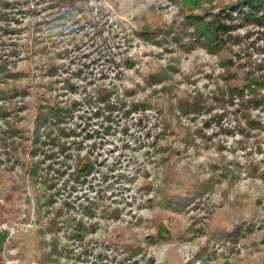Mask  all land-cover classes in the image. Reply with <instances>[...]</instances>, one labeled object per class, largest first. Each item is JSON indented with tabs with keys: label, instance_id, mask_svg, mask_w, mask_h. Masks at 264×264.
Wrapping results in <instances>:
<instances>
[{
	"label": "rangeland",
	"instance_id": "374dc122",
	"mask_svg": "<svg viewBox=\"0 0 264 264\" xmlns=\"http://www.w3.org/2000/svg\"><path fill=\"white\" fill-rule=\"evenodd\" d=\"M10 1L15 9L10 3L5 8L0 4V62L8 59L21 68L26 65L22 62L25 50L8 56L16 48L7 45L25 44L28 35L35 34L23 31L27 23H41L47 14L26 15L28 0ZM233 15L239 23L234 39L219 55L194 44L195 28L188 26L180 8L169 0H88L84 13L75 12L74 18L51 32L37 33H60L52 37L56 51L62 53L57 62L64 65L73 87L62 99L79 102L75 115L90 116L85 95L119 84V79L142 82L141 75L157 74L165 78L166 95L161 94L159 100L165 115L172 118L175 134L163 136L162 118L156 112L118 117L106 134L101 129L94 132L100 125L95 120H89L86 127L82 124L77 130L81 136L69 140L75 139L81 146L67 145L83 149L82 156L90 151L95 170L87 180L75 183L70 179L71 168L65 166V176L55 179V189L69 181L56 197L55 207L67 203L56 235L46 232L50 223L38 186H30L23 168L7 159L0 146V264H264V105L246 112L242 105L252 98L246 91L244 100L236 97L228 106L229 113L225 107L226 114L220 118L224 110L214 103L226 87L225 61L242 71L255 68L264 72V24H244V19L253 16ZM6 26L21 31L6 34ZM142 30L155 36L144 40L139 36ZM127 58L134 60L133 69L123 65ZM255 93L264 96V87ZM199 95L210 109L184 114L177 108L179 101ZM246 113L258 127H249ZM76 123L80 122L70 125L77 128ZM89 135L93 139H87ZM161 146L167 147L166 168L156 153ZM218 163L235 170L234 180L215 183L211 190L206 186L203 196L182 213H160L174 234L171 244L149 246L135 256L125 252L124 246L133 244L143 243L145 248V237L154 233L148 220L160 210L145 203L155 194L147 189L148 184L184 196L190 187L211 181L216 165L220 168ZM166 172L169 184L165 186ZM51 176L56 175L51 172ZM90 206L97 213L93 221L84 214ZM102 209L106 215V211H116L118 219H105ZM72 219L97 225L89 228L81 242L75 238ZM230 226H242L248 232L225 247L215 233ZM56 236L60 246L68 247L64 250L67 258L43 261L50 251L48 241Z\"/></svg>",
	"mask_w": 264,
	"mask_h": 264
},
{
	"label": "trees",
	"instance_id": "16d2710c",
	"mask_svg": "<svg viewBox=\"0 0 264 264\" xmlns=\"http://www.w3.org/2000/svg\"><path fill=\"white\" fill-rule=\"evenodd\" d=\"M169 1L180 8L188 26L195 28V33L192 35L194 44L216 55L226 49V45L234 39L232 34L239 24L237 18H234V13H237V17L239 15L253 16L244 19V24H253L254 26L264 24L262 21L264 0ZM9 3L11 8L15 9L16 5L12 1L0 0L3 8L9 6ZM87 3L88 0H28L24 6V14L33 17L41 13L47 15L41 23L37 24L31 21L27 23L23 31L27 30L29 33L35 31V34L28 35L25 44L10 43L7 45L16 48L11 50L8 56L20 54L18 49L25 50L22 62H25L26 65L19 68L15 62L8 59L0 62V146L5 151L7 159L23 168V173L27 174L30 186H38L37 191L44 199V207L48 214L47 222L50 223L46 232L53 235L57 234L58 223L64 220L63 212L67 206L65 202L63 205L55 207L56 197L67 189L66 186L69 183V181H65L64 184L61 183L60 188L55 189L57 187L55 179L65 176V171L62 168L65 166L71 168L70 179L75 183L87 180L95 170L96 160L92 153L87 151L86 155L82 156L83 149L71 147V144L80 147L79 141L75 139L69 141L81 136L77 130L82 124L86 127L89 126V120H95L100 125L94 132L99 133L101 129L106 134L114 124L118 123V117L128 119L132 113L145 115L148 112H156L162 118L163 136L173 137L175 134L172 118L165 115L164 103L159 100V98H163L161 94L166 95L165 78L162 75H141L142 82H134L132 79L130 82H125L123 79H119V84L113 83L103 90L99 89L89 97L85 95V106L91 109L90 116L87 117L78 115L79 113L75 115L76 112H79L77 110L79 102L62 99L67 93L66 91H73V87L68 84V78L66 79L67 73L63 70L64 65L57 62L62 53H58L55 49L56 40L52 39L54 33L45 36H40L37 33L44 29H49L51 32L56 26L62 25L64 20L74 18L75 12L84 13ZM84 22L87 24L90 21ZM4 30L6 34H18L21 31L9 26H6ZM58 34L60 33L54 35L59 36ZM139 36L144 40H152L155 35H151L147 30H142ZM124 61L123 65L126 69H133L136 66L132 58H127ZM224 66L227 70L224 75L226 87L221 91L220 97L214 99L215 105L224 110V113L219 115L220 118L224 117L226 110L229 113L228 106L233 105V100L236 97L240 98V102L244 100L246 91L252 94V98L242 105L246 112L252 107L257 108L264 105V96L255 93L257 89L264 87V72L261 69L259 71L255 68L247 72L242 71V68L235 69L229 60L225 61ZM157 86L160 88H156ZM136 97H138L137 102L134 101ZM153 97L155 99H152ZM201 97L199 95L192 100L179 101L177 108L184 114L190 113L191 110L199 111L202 108H209L208 101H203ZM243 115L249 127L253 129L258 127V124L251 119L248 113ZM74 119L80 122L76 123L77 128L70 125L75 121ZM89 138L93 139V136L89 135L87 139ZM68 142L71 143L69 146ZM56 148L57 151H55ZM166 149L167 147L164 146L156 148V153L161 155L159 163L165 168ZM61 155L63 159H59ZM47 160H50L48 165H46ZM69 162H72V165ZM214 171L215 177L211 181H203L196 187H190L184 196L172 195L165 191V187H154L148 184L147 189L152 190L155 194L145 203L149 204L152 210H160L148 220L147 226L149 229H153L154 233L145 237V248L143 243L138 246L133 244L124 246L125 252L135 256L143 253L149 246L171 244L174 234L160 213H166V211L182 213V210L190 206L196 198L203 196L202 190L206 186L211 190L215 187V183L231 182L235 178V170L228 164L220 165V168L216 165ZM51 172L56 176H51ZM167 175L166 172L163 181L165 186L166 182L169 184ZM40 186L42 189L45 187L46 190L41 192ZM13 188L17 189L15 185ZM92 207L94 206L84 209V214L93 221L97 213L96 209ZM106 212L107 215L105 209H102L105 219H118L119 217L116 211ZM71 223L76 229L75 238L81 242L89 228L93 229L97 225V223L89 225L88 221L84 222L82 219L80 221L72 219ZM244 230L242 226H237L235 229L230 226L222 232L215 233V239L218 238L219 242L224 241L223 246L227 247V244L246 236L248 231ZM224 237H226L225 240ZM47 244L50 251L43 261H58V259L67 258L64 255V250L68 247L60 246L57 236Z\"/></svg>",
	"mask_w": 264,
	"mask_h": 264
}]
</instances>
